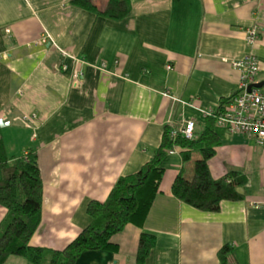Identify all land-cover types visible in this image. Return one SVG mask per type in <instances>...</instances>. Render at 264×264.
I'll return each mask as SVG.
<instances>
[{
	"label": "crops",
	"instance_id": "1",
	"mask_svg": "<svg viewBox=\"0 0 264 264\" xmlns=\"http://www.w3.org/2000/svg\"><path fill=\"white\" fill-rule=\"evenodd\" d=\"M129 1L128 16L112 20L71 0H0L5 152H35L42 180L32 246L64 248L89 223L87 203L104 201L120 176L149 161L165 126L178 131L191 119L197 138L204 113L238 87L232 61L255 54L256 82L264 81V0ZM252 26L259 37L249 46ZM214 129L219 145L210 174H244L241 199L222 200L215 212L178 200L172 182L180 171L192 177L199 153L183 162L174 146L160 163L162 178L142 226L126 224L111 237L115 250L84 251L75 264H138L142 231L155 236L143 264H264V205L252 206L264 202V146ZM5 216L0 206V221ZM3 264L31 263L10 256Z\"/></svg>",
	"mask_w": 264,
	"mask_h": 264
},
{
	"label": "trees",
	"instance_id": "2",
	"mask_svg": "<svg viewBox=\"0 0 264 264\" xmlns=\"http://www.w3.org/2000/svg\"><path fill=\"white\" fill-rule=\"evenodd\" d=\"M71 3L112 20H122L130 13L129 0H71ZM232 94L220 100L212 114L205 116V127L197 138L187 139L180 133L172 137L171 130L165 126L150 160L136 172L120 176L104 201L90 200L85 209L89 223L60 250L29 243L41 217L42 180L37 156L27 151L8 157L0 128V206L6 210L0 221V264L10 256L23 257L31 264H75L84 251L115 250L112 235L129 223L142 226L162 178L160 163L174 146L181 149L183 162L189 161L193 152L199 153L193 163L192 177L187 178L180 171L172 182L171 192L178 200L202 211L215 212L222 200L241 199L243 195L238 188L246 183L244 174L230 170L213 178L208 167L219 145L214 129L216 120ZM154 245L155 236L142 231L135 256L138 264L144 263ZM228 250L224 246L218 252L222 263Z\"/></svg>",
	"mask_w": 264,
	"mask_h": 264
},
{
	"label": "built area",
	"instance_id": "3",
	"mask_svg": "<svg viewBox=\"0 0 264 264\" xmlns=\"http://www.w3.org/2000/svg\"><path fill=\"white\" fill-rule=\"evenodd\" d=\"M259 37V28L252 26L246 30L245 41L249 46L254 45ZM232 66L240 70V78L237 89L232 94V98L225 105L223 111L216 120V126L225 128L228 132L243 134L253 138L259 146H264V90L251 88L250 84L256 82V75L259 68V62L255 54L249 53L241 59L231 62ZM101 67L105 64L101 63ZM169 68V66H167ZM77 84V80H74ZM191 105V103H189ZM213 110L204 113L205 116L212 114ZM34 116H32L33 118ZM24 124L28 125L29 120L22 118ZM1 124L9 122L0 121ZM194 121L186 120L183 126L178 130H172V137L178 133L187 139L194 137ZM264 205V202L257 201L252 206Z\"/></svg>",
	"mask_w": 264,
	"mask_h": 264
},
{
	"label": "water",
	"instance_id": "4",
	"mask_svg": "<svg viewBox=\"0 0 264 264\" xmlns=\"http://www.w3.org/2000/svg\"><path fill=\"white\" fill-rule=\"evenodd\" d=\"M264 86V81L261 82H255L253 84H250V86L248 87V91L251 90V88H262Z\"/></svg>",
	"mask_w": 264,
	"mask_h": 264
}]
</instances>
